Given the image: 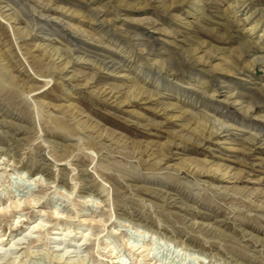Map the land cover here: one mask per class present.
<instances>
[{
	"label": "rangeland",
	"instance_id": "1",
	"mask_svg": "<svg viewBox=\"0 0 264 264\" xmlns=\"http://www.w3.org/2000/svg\"><path fill=\"white\" fill-rule=\"evenodd\" d=\"M133 263L264 264V0H0V264Z\"/></svg>",
	"mask_w": 264,
	"mask_h": 264
},
{
	"label": "bare ground",
	"instance_id": "2",
	"mask_svg": "<svg viewBox=\"0 0 264 264\" xmlns=\"http://www.w3.org/2000/svg\"><path fill=\"white\" fill-rule=\"evenodd\" d=\"M255 29V27H252V28H250V30H254ZM40 225H35L34 227L36 228V227H39ZM115 262H118L119 263V260H116ZM139 262V261H138ZM135 263V262H134ZM133 263V264H134Z\"/></svg>",
	"mask_w": 264,
	"mask_h": 264
}]
</instances>
